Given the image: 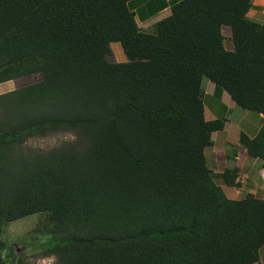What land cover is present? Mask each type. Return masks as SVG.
<instances>
[{
  "label": "trees",
  "instance_id": "obj_1",
  "mask_svg": "<svg viewBox=\"0 0 264 264\" xmlns=\"http://www.w3.org/2000/svg\"><path fill=\"white\" fill-rule=\"evenodd\" d=\"M132 0H0V264L4 228L48 213L55 264H254L264 198L228 197L205 150L203 80L264 114V22L254 0H151L171 13L143 30ZM227 29L229 34H227ZM231 40L233 49L226 44ZM121 43L127 60H110ZM75 141L25 152L32 136ZM264 159V123L242 132ZM237 167L221 178L232 185Z\"/></svg>",
  "mask_w": 264,
  "mask_h": 264
},
{
  "label": "crops",
  "instance_id": "obj_2",
  "mask_svg": "<svg viewBox=\"0 0 264 264\" xmlns=\"http://www.w3.org/2000/svg\"><path fill=\"white\" fill-rule=\"evenodd\" d=\"M132 0L133 9L136 10V20L139 17L141 22H138L139 26L143 29H150L156 21L168 16L171 13L170 4L163 10H160L155 15L151 14L149 2L151 0ZM169 2L170 0H166ZM259 3L256 5L253 3V7L248 13V16L256 21L264 22V18L252 17V13L257 11L258 6L264 3V0H254ZM166 12L163 17H159L158 14ZM138 16V17H137ZM159 18L158 20L151 21L152 18ZM227 34L229 30L227 29ZM229 49H233L231 40L228 41ZM205 80H203V83ZM205 92L207 95L217 97L219 101L225 99L232 106L233 110H236L237 104L231 98L230 94L221 89H217L216 85L212 81H206ZM205 105V104H204ZM246 112L239 110L238 116L235 119L229 117V115H222V111L218 109V112L213 113L205 105V117L207 120H214L217 118H224V129L220 131H214L212 133L213 144L208 146L205 150L208 167L211 169L215 181L221 185L228 195L232 199H241L248 194H253L256 197L264 198V159L254 158L249 155L247 149L240 143V135L242 132L247 133L249 136L254 137L259 132L264 123V114H254L250 110L244 109ZM233 130V131H231ZM219 135H225L219 139ZM209 155V158H208ZM237 167L239 170L236 174L235 181L232 185H227L221 178L227 168ZM216 179L220 180L218 182ZM254 264H264V245L260 250V260Z\"/></svg>",
  "mask_w": 264,
  "mask_h": 264
},
{
  "label": "rangeland",
  "instance_id": "obj_3",
  "mask_svg": "<svg viewBox=\"0 0 264 264\" xmlns=\"http://www.w3.org/2000/svg\"><path fill=\"white\" fill-rule=\"evenodd\" d=\"M134 4L135 3H132V5ZM255 4L258 5L259 3L256 2ZM165 14L166 12H162L158 14V16L161 18ZM252 14V17L257 16L264 18V3L260 4L257 11L253 12ZM158 19L159 18L154 17L151 19V21ZM137 20L138 22H141L139 17L137 18ZM145 31L153 32L154 27L152 26L150 29H146ZM226 44L228 45L229 42H226ZM111 48L112 55L110 56V60L116 62H123L127 60V56L123 50L121 43L113 42L111 44ZM44 78V74L38 71L37 73L25 75L13 80L0 83V94L42 80ZM204 80L205 82L211 81L207 78H205ZM204 83V104L213 113L218 112L219 109L220 111H222V115H229V117L235 119L238 116L239 110L246 112L238 105L236 107L237 109L233 110L232 106L227 100L223 99L219 101V95H217V97L207 95V92H205L204 88L206 87V85ZM254 114H258V112H254ZM224 136L225 135H219V139L223 138ZM76 138L77 136L73 131H58L43 136H32L28 138L21 146V150L25 151L26 153L30 151H48L53 148H57L67 143L73 142L76 140ZM216 180L220 182V180ZM51 226L52 222L48 213L32 214L9 222L4 228V233L2 236L3 240L6 241L7 244V248L3 251L5 264H55L57 259L56 255L48 252V249L45 245V243L51 236Z\"/></svg>",
  "mask_w": 264,
  "mask_h": 264
}]
</instances>
